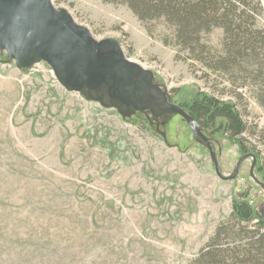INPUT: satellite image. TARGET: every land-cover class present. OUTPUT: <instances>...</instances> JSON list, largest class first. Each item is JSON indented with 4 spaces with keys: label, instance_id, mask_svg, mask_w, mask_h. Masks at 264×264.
Instances as JSON below:
<instances>
[{
    "label": "rangeland",
    "instance_id": "obj_1",
    "mask_svg": "<svg viewBox=\"0 0 264 264\" xmlns=\"http://www.w3.org/2000/svg\"><path fill=\"white\" fill-rule=\"evenodd\" d=\"M53 3L97 41H117L188 114L205 95L235 102L249 154L227 133L200 127L223 176L253 154L264 184V77L255 79L253 67L213 70L176 46L164 21L144 25L127 6ZM222 38L220 29L206 38L212 55ZM253 163L249 157L237 178L223 181L180 115L120 113L66 90L45 62L22 69L0 56V264H192L223 226L216 247L235 249L246 237L232 219L233 201L247 198L259 214L264 203Z\"/></svg>",
    "mask_w": 264,
    "mask_h": 264
},
{
    "label": "water",
    "instance_id": "obj_2",
    "mask_svg": "<svg viewBox=\"0 0 264 264\" xmlns=\"http://www.w3.org/2000/svg\"><path fill=\"white\" fill-rule=\"evenodd\" d=\"M4 52L22 69H30L40 62L49 64L66 90L108 102L120 113L127 109L149 110L158 118L180 115L193 135L209 149L221 180L237 178L241 166L251 157L254 160L252 178L264 189V184L254 176L257 161L253 154L240 159L232 176H223L215 151L197 120L168 102L167 94L154 85L152 72L120 54L117 41H97L71 14L57 9L53 0H0V56ZM139 86L144 88L142 95L135 94ZM152 93H158L165 100L164 111L159 116L152 107ZM260 214L264 220V203Z\"/></svg>",
    "mask_w": 264,
    "mask_h": 264
},
{
    "label": "trees",
    "instance_id": "obj_3",
    "mask_svg": "<svg viewBox=\"0 0 264 264\" xmlns=\"http://www.w3.org/2000/svg\"><path fill=\"white\" fill-rule=\"evenodd\" d=\"M127 6L144 25L164 21L171 30L175 45L189 51L195 59L210 64L213 70L225 71L253 67V77H264V26H259L264 0H104ZM216 29L223 32L222 50L212 55L206 38ZM264 107V98L260 101ZM190 116L199 125L224 132L241 148L247 127L233 101H221L209 95L190 107ZM232 219L245 243L235 249L218 250L215 240L224 232L219 227L216 238L192 264H264V220L247 198L233 201ZM255 223V224H253ZM253 227V230H249ZM235 228H233L234 230ZM225 253H230L227 255Z\"/></svg>",
    "mask_w": 264,
    "mask_h": 264
},
{
    "label": "flooded vegetation",
    "instance_id": "obj_4",
    "mask_svg": "<svg viewBox=\"0 0 264 264\" xmlns=\"http://www.w3.org/2000/svg\"><path fill=\"white\" fill-rule=\"evenodd\" d=\"M155 85V84H154ZM143 87L139 86L135 88V94L137 95H142V91H143ZM153 96V100H152V107L155 108V111L157 110L159 112V115L162 114V112L164 111V107H163V102H165V100L163 99V97L161 98L160 95L158 93H152L151 94ZM147 100V99H146ZM164 100V101H163ZM149 107L148 105H145V107ZM157 108V109H156ZM185 110V109H184ZM148 111V110H147ZM186 111V110H185ZM151 112V111H150ZM187 112V111H186ZM152 113V112H151ZM156 113V112H155ZM157 114V113H156ZM161 117V116H160Z\"/></svg>",
    "mask_w": 264,
    "mask_h": 264
}]
</instances>
